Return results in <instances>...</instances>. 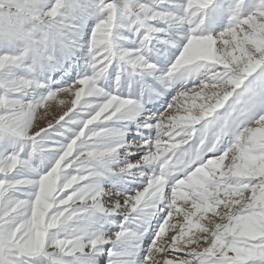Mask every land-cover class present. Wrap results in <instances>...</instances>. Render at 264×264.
<instances>
[{
    "label": "snow or ice",
    "instance_id": "6c2138e0",
    "mask_svg": "<svg viewBox=\"0 0 264 264\" xmlns=\"http://www.w3.org/2000/svg\"><path fill=\"white\" fill-rule=\"evenodd\" d=\"M0 264H264V0H0Z\"/></svg>",
    "mask_w": 264,
    "mask_h": 264
}]
</instances>
